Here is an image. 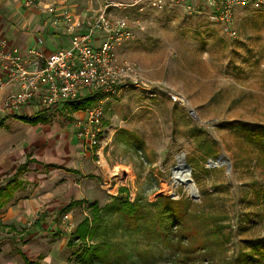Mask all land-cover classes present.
Masks as SVG:
<instances>
[{
	"label": "rangeland",
	"instance_id": "obj_1",
	"mask_svg": "<svg viewBox=\"0 0 264 264\" xmlns=\"http://www.w3.org/2000/svg\"><path fill=\"white\" fill-rule=\"evenodd\" d=\"M20 1V9L35 8ZM32 1L67 6L62 0ZM201 1L190 10L173 1L162 10L119 14L135 38L117 59L133 62L137 75L108 100L99 93L80 114L62 113L36 125L0 111V184L21 181L0 204V264H28L19 249L32 264H80L85 243L71 239L93 201L103 221L88 243H110L113 264H177L160 253L158 237L152 240L140 227L124 229L116 210L118 198L149 202L162 195L183 198L190 211L226 218L225 243L211 262L241 264L238 255L252 251L246 264H264V255L251 244L264 238V152L250 134L257 131L264 139V8L236 9L233 36ZM91 3L72 0L70 5L77 15ZM93 3L97 10L104 0ZM38 14L46 34L62 40L59 29L46 30L48 16ZM99 39L96 35L92 44ZM100 100L106 134L92 146L77 136L76 124ZM181 153L196 198L174 178ZM219 155L228 165L208 164ZM76 200L80 203L64 208ZM55 214L56 234L46 225L35 226L37 218ZM25 237L26 243H14Z\"/></svg>",
	"mask_w": 264,
	"mask_h": 264
},
{
	"label": "built area",
	"instance_id": "obj_2",
	"mask_svg": "<svg viewBox=\"0 0 264 264\" xmlns=\"http://www.w3.org/2000/svg\"><path fill=\"white\" fill-rule=\"evenodd\" d=\"M173 1L183 3L189 10L193 2L105 0L97 10H89L81 19L72 10V0H62L61 4L67 3V6L61 8L55 3L41 6L28 0L27 6L33 5L38 13L48 16L49 27L63 31L67 46L47 54L38 48H28V61L0 31V68L4 73L0 76V88L17 85L16 90L4 94L0 111L14 112L27 104H35L50 117L64 101H80L89 94H113L122 82L134 79L137 66L130 61H119L114 54L116 46L135 38V31L124 17L111 15L109 9L132 6L138 11L162 10ZM203 3L222 22L224 31L233 36L236 31L231 22L236 9L264 8V0H203ZM96 35H100V39L93 45ZM86 113L84 120H77V136L92 146L99 145L106 134L101 125L100 101L90 106Z\"/></svg>",
	"mask_w": 264,
	"mask_h": 264
},
{
	"label": "trees",
	"instance_id": "obj_3",
	"mask_svg": "<svg viewBox=\"0 0 264 264\" xmlns=\"http://www.w3.org/2000/svg\"><path fill=\"white\" fill-rule=\"evenodd\" d=\"M99 94H89L80 101H64V107L69 112L84 110L94 98ZM44 110V109H42ZM11 113V112H9ZM36 114V113H35ZM15 118L28 123L40 121L38 115L18 116L12 112ZM48 118V117H44ZM254 135V142L259 149L264 152V139L259 133L250 132ZM73 171V170H70ZM21 186V181L15 178L0 184V204L2 197L10 195L12 190ZM260 197L264 198V187L260 189ZM79 200L68 202L64 208H70ZM91 212L79 221L73 231L74 239L85 243L84 250L79 256L80 264H91L98 260L105 264H113L110 258L112 245L108 242L88 243L93 239L97 229L103 221L96 201L89 204ZM117 214L121 217L124 229H134L140 227L146 231L152 240L158 237L160 240V253L168 256L177 264H234L230 261H210L216 255L218 247L225 243L226 234L223 233L225 224L221 215L210 214L208 217L198 211H190L187 202L183 198H171L170 196H158L155 201L142 202L138 197L130 200L128 197L118 198L116 205ZM226 219V218H225ZM41 222L40 218L35 220V224ZM12 229V226H10ZM27 239H23L25 242ZM252 249L264 255V238L252 240ZM117 250H119L117 248ZM252 251H244L238 255V261L246 264V258ZM150 254L143 253L144 258Z\"/></svg>",
	"mask_w": 264,
	"mask_h": 264
},
{
	"label": "crops",
	"instance_id": "obj_4",
	"mask_svg": "<svg viewBox=\"0 0 264 264\" xmlns=\"http://www.w3.org/2000/svg\"><path fill=\"white\" fill-rule=\"evenodd\" d=\"M92 3L89 6H86L84 11H80L77 12V15L82 19L84 18V16L86 15V13L88 12V10L94 8L93 6V1L94 0H90ZM105 2V0H104ZM199 2V0H193V4H196ZM201 3H203V0L201 1ZM23 3H21L20 0H0V31L2 32V35L7 39V41L9 42V44L17 46L22 53L24 54V57L27 58V60L29 61L30 58L29 56L26 54V50L28 48H38L40 50H42L43 53L47 54L50 53L52 51L58 50L62 47L67 46V39L65 38V35L63 33L62 30H60L59 32L62 33V40H58L57 42L53 41V38L55 36H50L48 34H46V32L44 31L45 26H43L38 17L39 14L38 12L33 9L32 7H26L24 9H20V7L22 6ZM170 4V3H169ZM76 9V7L74 8ZM137 10L136 7H125V8H117V7H112L109 9V13L111 15L114 16H119V14H121L122 12H124L125 10ZM153 10V9H152ZM38 14V15H37ZM46 17V16H44ZM48 31L53 30L51 27L48 26V29H46ZM55 31V30H53ZM63 41V42H62ZM132 40L126 41L124 43H122L119 46H116L114 49V54L116 57H118V52L125 46L129 45L130 42ZM60 42H62V44L64 43L63 46H60ZM60 46V47H59ZM53 48V50H51ZM4 73L2 71V69L0 68V76H3ZM17 89V85H6L2 88H0V104L2 101V98L4 96L5 93H7L8 91H14ZM112 95V94H111ZM110 95H107L104 99L108 100ZM103 100H100V102H102ZM85 110V109H84ZM80 112H83L81 110H77L74 112H71L73 115H78L80 114ZM14 113H16V115H38V117L40 118V121H37L36 123L32 124V123H28L26 121L23 120H19L21 122H24L26 124L29 125H36L38 123H43L46 120H48V118H44L46 113L44 110H42L41 108H38L35 104L34 106L29 104V105H25L22 108L14 111ZM36 113V114H35ZM62 113L64 114H71L69 112V110L67 108L64 107V102L61 103L57 110H55L53 112V114L50 117H54V116H61ZM11 113L7 112L4 114L3 117H7V116H11L13 119H17L14 117V115H11ZM1 117V118H3ZM5 121V120H4ZM8 182V181H7ZM56 223H57V215H49V216H45L44 218H41V222L39 224H35V226H37V228H42L46 225V228H49V230L52 232V234H56L55 232L59 230L55 229L56 227ZM10 226L12 225H8V231H11L13 229H10ZM34 226V227H35ZM57 232V233H58ZM61 232V231H60ZM23 239H27L25 238H17L14 240V243L16 245H18L20 242L21 243H26L28 240H26L25 242H23ZM20 255L21 257L28 262V264H32L31 262H29V260L27 259L26 255L22 252L21 249H19Z\"/></svg>",
	"mask_w": 264,
	"mask_h": 264
},
{
	"label": "water",
	"instance_id": "obj_5",
	"mask_svg": "<svg viewBox=\"0 0 264 264\" xmlns=\"http://www.w3.org/2000/svg\"><path fill=\"white\" fill-rule=\"evenodd\" d=\"M217 163H225L228 165L227 161L222 160V155H219L215 160L208 161L209 165H215ZM172 171L173 173L179 172L178 181L190 190V194L193 198H196L198 196L197 189L190 178V166L185 161L183 153L177 156L176 164L173 166Z\"/></svg>",
	"mask_w": 264,
	"mask_h": 264
},
{
	"label": "bare ground",
	"instance_id": "obj_6",
	"mask_svg": "<svg viewBox=\"0 0 264 264\" xmlns=\"http://www.w3.org/2000/svg\"><path fill=\"white\" fill-rule=\"evenodd\" d=\"M178 177H179V172H175V173H174V178H175V180H178Z\"/></svg>",
	"mask_w": 264,
	"mask_h": 264
}]
</instances>
